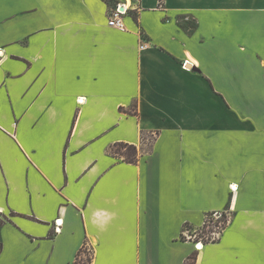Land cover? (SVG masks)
Wrapping results in <instances>:
<instances>
[{"label":"crops","instance_id":"1","mask_svg":"<svg viewBox=\"0 0 264 264\" xmlns=\"http://www.w3.org/2000/svg\"><path fill=\"white\" fill-rule=\"evenodd\" d=\"M88 256L264 264V0H0V264Z\"/></svg>","mask_w":264,"mask_h":264},{"label":"built area","instance_id":"2","mask_svg":"<svg viewBox=\"0 0 264 264\" xmlns=\"http://www.w3.org/2000/svg\"><path fill=\"white\" fill-rule=\"evenodd\" d=\"M127 13V8H124V4L119 3L117 4L111 11L110 14V19H109V25L115 28H118L120 30H126L127 26L126 23L124 21V15ZM221 212H215L213 213L214 217L216 218V220H218L221 216H223L222 214H220ZM225 215L227 216V211H225ZM209 215H207L205 217V221L203 223V225H206L208 222ZM228 219V216L226 217V219L223 220H218V224L213 226V229L210 231V233L206 236V239L204 238H200L198 239V241H196V244H201L202 247L199 248L198 250H201L204 247V244L208 241H214L216 239H218L221 235L222 229L224 227V225L226 224ZM62 218H58L56 220V231L59 232V226L62 224ZM195 244V245H196Z\"/></svg>","mask_w":264,"mask_h":264},{"label":"rangeland","instance_id":"3","mask_svg":"<svg viewBox=\"0 0 264 264\" xmlns=\"http://www.w3.org/2000/svg\"><path fill=\"white\" fill-rule=\"evenodd\" d=\"M115 149L123 152L125 151V147H116ZM220 214H222L223 216H221L219 219L220 220H223V219H226L225 218V212H221ZM208 222L206 225H201L200 227L196 228L197 230L195 229H190V227H188V234L189 235H192L195 237V239H200V238H204L206 239V236L210 233V231L213 229V226L218 224V220H216V218L214 217L213 214H209V218H208Z\"/></svg>","mask_w":264,"mask_h":264},{"label":"trees","instance_id":"4","mask_svg":"<svg viewBox=\"0 0 264 264\" xmlns=\"http://www.w3.org/2000/svg\"><path fill=\"white\" fill-rule=\"evenodd\" d=\"M163 0H160V3H162ZM125 147V151L121 152L117 149L116 147ZM113 152L119 156H122L125 161L130 162V163H135L138 161V149L135 145L133 144H128L124 142L117 143L113 149ZM227 216L225 215V218ZM91 261V257H87V259L84 261V264H87L88 262Z\"/></svg>","mask_w":264,"mask_h":264},{"label":"snow or ice","instance_id":"5","mask_svg":"<svg viewBox=\"0 0 264 264\" xmlns=\"http://www.w3.org/2000/svg\"><path fill=\"white\" fill-rule=\"evenodd\" d=\"M233 188H235V185H233ZM195 247H196L197 249H199V248L202 247V245H201V244H196Z\"/></svg>","mask_w":264,"mask_h":264}]
</instances>
